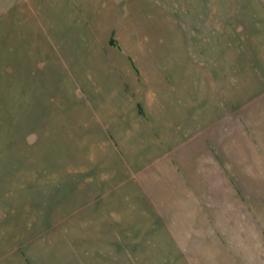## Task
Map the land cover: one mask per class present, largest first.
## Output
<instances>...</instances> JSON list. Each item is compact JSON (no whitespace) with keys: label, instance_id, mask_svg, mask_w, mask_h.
I'll return each instance as SVG.
<instances>
[{"label":"crops","instance_id":"crops-1","mask_svg":"<svg viewBox=\"0 0 264 264\" xmlns=\"http://www.w3.org/2000/svg\"><path fill=\"white\" fill-rule=\"evenodd\" d=\"M83 12L92 38L103 13ZM249 14L237 31L213 27L195 34L201 47L148 65L113 47L112 33L109 55L90 62L86 84L79 58L88 53L73 56V66L67 48L46 54L70 67L37 79L43 96L63 99L60 118L51 117L61 121L52 152L63 180L46 184L50 208L22 209L36 216L31 222L19 210L14 219L0 215V264H264V10ZM80 120L93 122L91 135ZM71 121L79 123L69 138ZM67 164L76 165L72 182ZM30 182L33 197L42 185ZM37 214L59 225L58 241L51 224L37 230Z\"/></svg>","mask_w":264,"mask_h":264},{"label":"rangeland","instance_id":"rangeland-1","mask_svg":"<svg viewBox=\"0 0 264 264\" xmlns=\"http://www.w3.org/2000/svg\"><path fill=\"white\" fill-rule=\"evenodd\" d=\"M204 3L210 8L208 12L202 9ZM213 3L210 0H0V215L8 212L6 215L14 219L18 217L15 211L19 210L24 221L31 222L36 216L26 219L30 215L24 214V217L22 209L50 208L53 204L50 196H54L49 195L50 185L46 188V184L52 182L58 185L63 180L59 152H52L55 151L53 147L60 146L62 142L61 121L51 119L52 115L60 118V112L56 113L57 109H61L63 99L55 98L54 94L43 96L41 89L44 84L37 79L39 72L45 69L50 72L70 67L68 63H62V57L60 60L58 56H47L48 52L60 54L55 47L67 48L68 62L72 66L75 62H72L73 58L76 59L73 56H80L82 51L88 53L79 58L82 73L85 74L82 82L86 84L84 78L91 75L86 72L90 62L94 64L95 57L99 58L102 54L109 55L112 33L116 34V46L113 47H124L126 52L123 50V53L131 54L138 64L142 61L156 63L165 59L162 57L164 52L166 55V52L177 48L188 51L191 47H201L202 42L193 39L197 36L195 34L200 37V33L212 32L213 27L214 34L221 32L222 28L226 32H235L244 26V21L239 24L242 17L249 16V12L258 14L264 10V0H213ZM83 10L92 11L91 16L93 12L103 13L98 20L102 22V29H97L92 38L85 34L88 26L83 23ZM70 11L77 13L78 21L72 18L75 23L66 27L71 22L68 19ZM78 23H82L83 27L80 28ZM118 23L122 24V34L116 27ZM66 29L70 30L68 37L73 36V39H65V35H61L67 32ZM213 42L218 41L209 43ZM27 54L29 58H26ZM147 62L145 65H148ZM29 88L32 91L29 92ZM44 97L48 102L39 105L41 99L46 101ZM34 102H37L39 111L37 105H32ZM83 103L88 102L85 100ZM72 106V102L69 106L64 104L68 110ZM71 122L69 138L76 133L75 124L79 123ZM80 124L86 136L88 133L91 135L93 122L89 125L80 120ZM91 140L94 141V138ZM102 143L109 145L105 140ZM69 160L72 161L70 158L65 163ZM74 166L66 165L65 172H70V182L76 180L73 179L77 171ZM30 181L34 185H42L40 193H33V197L26 192ZM54 192L57 197L56 189ZM41 198H48L47 206H44V201L41 203ZM37 217V230L45 227L49 230V218L38 214ZM51 225L54 240L58 241L62 236L57 231L59 225L56 222Z\"/></svg>","mask_w":264,"mask_h":264}]
</instances>
